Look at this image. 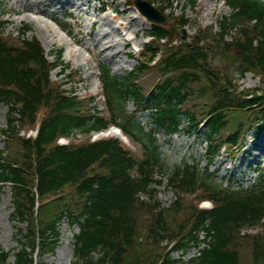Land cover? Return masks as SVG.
Instances as JSON below:
<instances>
[{"label": "trees", "instance_id": "obj_1", "mask_svg": "<svg viewBox=\"0 0 264 264\" xmlns=\"http://www.w3.org/2000/svg\"><path fill=\"white\" fill-rule=\"evenodd\" d=\"M177 1L150 0L162 14L171 12L165 27L152 25L151 45L133 71L117 77L106 67L101 70L110 119L93 112V99H80L52 81L56 68L63 74L69 70L62 51L50 62L41 42L27 37L30 27L5 34L7 25L0 20V104L11 115L9 128L0 132V187H11L13 217L28 226L14 264H36L33 254L55 250L64 218L80 228L73 264H264L262 166L259 181L239 189L215 183L209 167L204 172L193 165L177 169L170 179L176 200L168 208L151 188L161 184L154 178L160 154L135 122L137 114L150 112L156 130L168 134L178 132L184 119L189 133L205 123L210 163L223 149L235 151L251 131L264 128V2L225 0L232 12L219 22V33L210 29L184 37L187 21L172 12ZM235 66L242 75L259 77L262 88L241 91L232 74ZM66 76L80 78L72 70ZM129 102L136 108L132 114ZM39 116L37 140L22 137L19 130L34 127ZM110 124L141 143L145 158L136 159L116 138L56 144L75 130L90 134ZM141 193L149 199L142 200ZM192 196L211 200L214 208L199 209ZM255 228L263 230L243 233ZM201 232L208 245L188 263L164 254L162 242H175V250L187 252ZM99 248L104 258L95 263L92 253ZM10 256L0 249V264Z\"/></svg>", "mask_w": 264, "mask_h": 264}, {"label": "rangeland", "instance_id": "obj_2", "mask_svg": "<svg viewBox=\"0 0 264 264\" xmlns=\"http://www.w3.org/2000/svg\"><path fill=\"white\" fill-rule=\"evenodd\" d=\"M65 2L69 5L65 6ZM29 4H34V7L46 6L51 13L54 12V17L27 11L25 7ZM132 4L133 0H0V20L7 23L6 34H18L21 28L31 27L32 32L27 37L31 39L34 36L40 40L51 62L55 61V52L62 50L63 62L71 70L77 71L80 78L72 80L66 76L70 70L61 74L60 68H57L51 73L52 81L63 84L64 89L74 91L81 98H92L95 112L110 119L102 96L100 72L106 67L117 77L130 73L140 62V52L149 45L148 39L154 31L152 24ZM173 8L174 15L185 14L188 25L184 32L191 37L198 35L205 27L219 32L218 23L231 13V9L222 0H196L194 8L187 5L185 0H178ZM169 13L167 11L166 15ZM130 20L139 25L136 36L128 28L130 25L127 21ZM106 34L116 43L113 49L106 46ZM124 35H129L127 37L131 41L125 48ZM216 62L223 67L221 60L217 59ZM232 74L241 88L254 89L261 86L253 75H242L237 66L233 67ZM126 108L128 114L135 111L132 102ZM10 119L8 107L0 105V131L9 128ZM135 122L158 148L160 158L154 176L162 183L153 187H156L158 201L163 206H169L176 199L175 189L170 186V179L175 171L187 165H194L204 171L208 166L207 143L204 138L207 128L204 126L199 132L189 133L188 123L184 121L180 130L170 135L156 130L149 112L136 115ZM253 132L249 133L234 156L231 157L223 150L215 158L210 167L215 183L227 186L233 182V188L238 189L247 188L259 180V166L264 164V143L261 142L264 130L258 128ZM89 138L90 134L75 133L72 142L78 139V142L83 143ZM128 139L130 145L124 144L132 155L136 159L145 158L147 151L143 145L131 137ZM3 149L4 137L0 134V152ZM244 149H248L246 154H243ZM191 200L198 205L199 201L194 196ZM13 213L11 188L3 186L0 189V249L11 254L7 264H14L13 255L20 250L21 234L27 231V224H20ZM262 230L256 229L258 232ZM59 233L55 250L45 254L40 250L33 254L36 264H73L74 236L79 233V228L72 227L68 219H63L59 223ZM192 251L187 255L174 252L172 256L188 260L197 253L196 249ZM100 254L97 252L96 257Z\"/></svg>", "mask_w": 264, "mask_h": 264}, {"label": "bare ground", "instance_id": "obj_3", "mask_svg": "<svg viewBox=\"0 0 264 264\" xmlns=\"http://www.w3.org/2000/svg\"><path fill=\"white\" fill-rule=\"evenodd\" d=\"M33 3V2H32ZM59 4L61 3V2H58ZM210 3V2H209ZM66 5H69V3H67V2H65V6ZM65 8V7H64ZM25 9L27 10V11H32V12H38V13H41V14H43V15H48L50 18H53L54 17V12H50L47 8H46V6H43V7H41V6H38V7H34V4H29L28 6H26L25 7ZM68 10V9H67ZM134 18V17H133ZM128 22V24L130 25L128 28L129 29H131V31H132V33L136 36V33H137V31H136V28L137 27H139V25L136 23V22H134V21H132V20H130V21H127ZM135 31V32H134ZM127 36H129V35H124V41H125V45H124V48H125V46H128L129 45V40H128V37ZM106 40H107V42H106V46L108 47V48H111V49H113L115 46H116V43L115 42H113V40L112 39H110L109 38V34H106V38H105ZM61 40L64 42V38H62L61 37ZM109 134L110 135H115V136H118V137H120V138H122L123 140H124V142L127 144V145H130V141L122 134V133H120L118 130H115V129H112L110 132H109ZM254 134V132L252 133V135ZM261 142H263L264 143V136L261 138ZM252 144V143H251ZM262 150H264V147H262ZM248 152V149H244L243 150V154H246ZM262 154H264V152L262 153Z\"/></svg>", "mask_w": 264, "mask_h": 264}, {"label": "water", "instance_id": "obj_4", "mask_svg": "<svg viewBox=\"0 0 264 264\" xmlns=\"http://www.w3.org/2000/svg\"><path fill=\"white\" fill-rule=\"evenodd\" d=\"M136 5L141 13L150 21L156 24L165 25L166 19L156 9H154L149 3L142 0H136Z\"/></svg>", "mask_w": 264, "mask_h": 264}]
</instances>
